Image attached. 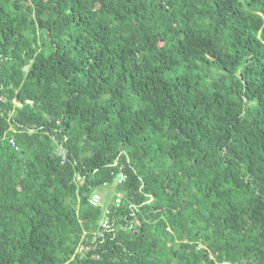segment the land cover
<instances>
[{"label": "trees", "instance_id": "1", "mask_svg": "<svg viewBox=\"0 0 264 264\" xmlns=\"http://www.w3.org/2000/svg\"><path fill=\"white\" fill-rule=\"evenodd\" d=\"M0 264H264V0H0Z\"/></svg>", "mask_w": 264, "mask_h": 264}, {"label": "built area", "instance_id": "2", "mask_svg": "<svg viewBox=\"0 0 264 264\" xmlns=\"http://www.w3.org/2000/svg\"><path fill=\"white\" fill-rule=\"evenodd\" d=\"M61 147V146H60ZM58 153L62 155V159H65V152L63 149H59ZM80 176H77V179H80ZM126 178V174L124 172L120 173L119 176V182L124 181ZM103 194L102 192H99V190L95 191L91 197H90V203L92 205H99L101 203H103ZM121 197L117 196L116 198L114 197L113 199V203L116 206H120L121 204ZM111 210L109 207H107L105 209V213H104V217L102 218L101 222H100V226H99V230L97 232L94 233V237L93 240L95 241L97 238L104 236V234L108 231L111 230ZM81 246L79 247L78 250H81L83 248V245L80 244ZM88 248V246H86Z\"/></svg>", "mask_w": 264, "mask_h": 264}, {"label": "rangeland", "instance_id": "3", "mask_svg": "<svg viewBox=\"0 0 264 264\" xmlns=\"http://www.w3.org/2000/svg\"><path fill=\"white\" fill-rule=\"evenodd\" d=\"M102 194H103L104 199L105 198L107 199L106 192L105 191H102Z\"/></svg>", "mask_w": 264, "mask_h": 264}]
</instances>
